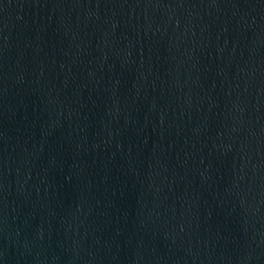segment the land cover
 Wrapping results in <instances>:
<instances>
[{
    "label": "water",
    "instance_id": "obj_1",
    "mask_svg": "<svg viewBox=\"0 0 264 264\" xmlns=\"http://www.w3.org/2000/svg\"><path fill=\"white\" fill-rule=\"evenodd\" d=\"M0 264H264V0H0Z\"/></svg>",
    "mask_w": 264,
    "mask_h": 264
}]
</instances>
